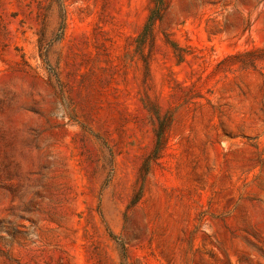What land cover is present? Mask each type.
<instances>
[{
    "label": "rangeland",
    "instance_id": "rangeland-1",
    "mask_svg": "<svg viewBox=\"0 0 264 264\" xmlns=\"http://www.w3.org/2000/svg\"><path fill=\"white\" fill-rule=\"evenodd\" d=\"M0 264H264V0H0Z\"/></svg>",
    "mask_w": 264,
    "mask_h": 264
},
{
    "label": "trees",
    "instance_id": "trees-1",
    "mask_svg": "<svg viewBox=\"0 0 264 264\" xmlns=\"http://www.w3.org/2000/svg\"><path fill=\"white\" fill-rule=\"evenodd\" d=\"M153 19H154V17H153Z\"/></svg>",
    "mask_w": 264,
    "mask_h": 264
}]
</instances>
